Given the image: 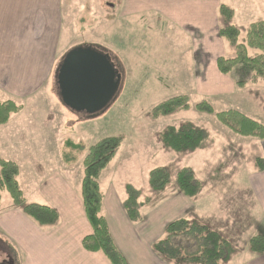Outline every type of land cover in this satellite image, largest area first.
<instances>
[{"label": "rangeland", "instance_id": "1", "mask_svg": "<svg viewBox=\"0 0 264 264\" xmlns=\"http://www.w3.org/2000/svg\"><path fill=\"white\" fill-rule=\"evenodd\" d=\"M88 1L83 0V4ZM127 1L95 0L98 13L101 9L107 17L103 16V24L99 26V19L88 17L86 11L77 22L84 24L76 30L74 27L61 44L69 47L63 51L65 55L85 40L97 41L118 57L121 81L110 105L89 117L66 109L58 92L49 95V90L39 91L25 104L0 95V100L22 107L7 124L0 125V160L18 166L17 182L24 200L37 204L41 203L44 181L52 176H60L80 193L87 149L102 139L119 137L120 147L98 179L102 194L113 191L126 199V187L130 186L138 191V201L146 213L158 212L168 200L162 201L173 195L195 202L196 212L191 210L184 218L218 232L237 256L248 250V241L256 234L244 218L254 203L248 175L256 159H263L260 147L264 140L234 134L214 114L196 111L195 105L205 101L214 113L236 110L264 125V84L236 73L240 66L229 76L218 73L217 78L211 72L203 73L205 68H197L196 61L205 58L204 45L213 49L215 56H234V48L217 36L219 5L233 9L230 23L239 30L238 43H243L248 26L264 22V0H150L151 8L135 15L125 9ZM258 53L248 49L249 56ZM60 59L56 60L54 76ZM242 79L246 84L239 88L235 81ZM176 96L188 97V110L152 117L154 107ZM186 123L206 131L202 147L182 153L164 148L162 132ZM158 167L166 169L169 181L163 190L153 191L148 177ZM183 168H190L201 184L194 200L184 197L176 187L177 173ZM0 202L1 207L12 204L7 192H2ZM228 224L236 227L227 237L224 230ZM0 262L14 264L11 251L2 243Z\"/></svg>", "mask_w": 264, "mask_h": 264}, {"label": "crops", "instance_id": "2", "mask_svg": "<svg viewBox=\"0 0 264 264\" xmlns=\"http://www.w3.org/2000/svg\"><path fill=\"white\" fill-rule=\"evenodd\" d=\"M145 8H151L150 0H128L125 6L131 15ZM86 11L88 17L99 19V26L103 24L102 19L107 18L101 9L98 13L95 0L86 4L83 0H0V95L20 104L36 98L39 91L49 90L48 94L53 95L56 60L62 59L63 51L69 48L62 47V41L73 33L74 27L76 30V26L84 24L77 22ZM80 44L102 47L118 59L97 41L85 40ZM208 47L203 48L206 59L196 61V65L205 68L203 73L211 72L218 78L216 60L222 55L215 56V51ZM260 149L264 159V141ZM248 181L254 203L248 208L250 215L244 218L245 224L251 225L255 235L264 236V171L259 172L255 163ZM102 196L101 215L116 248L128 264H174L155 254L152 245L163 236L168 223L184 218L191 210L196 212L195 202L173 195L162 201L168 200L158 212H142V207L140 221L132 223L123 209L124 198L113 191ZM39 200L41 203L37 204L49 206L58 213L54 226L40 227L20 209L12 204L1 207L0 202V243L11 251L14 264H109L100 253L88 252L82 246L91 228L75 187L60 176H52L44 181ZM235 227L228 224L225 235L234 233ZM245 252L232 256L227 264H264V254L255 255L247 249Z\"/></svg>", "mask_w": 264, "mask_h": 264}, {"label": "trees", "instance_id": "3", "mask_svg": "<svg viewBox=\"0 0 264 264\" xmlns=\"http://www.w3.org/2000/svg\"><path fill=\"white\" fill-rule=\"evenodd\" d=\"M217 16L220 20L218 37L234 48L233 57H219L216 60L218 73L229 76L235 68L240 66L236 73L245 75L247 78L250 76L264 84V22L251 23L246 30L244 42L238 43L239 30L230 23L234 17L233 9L226 5H219ZM93 47L109 58L116 71L120 70L116 57L102 47ZM248 49L257 50L259 53L249 56ZM235 84L242 88L246 84V79L236 80ZM57 92L54 81L53 93ZM188 108V97L176 96L154 107L151 115L157 118L186 111ZM195 109L198 112L214 114L220 124L238 136L264 140V125L236 110L214 113L210 104L205 101L196 104ZM21 110L22 107L13 101H0V125L7 124L10 117ZM206 138V131L194 128L189 123L178 128L168 127L160 136L163 147L175 153L194 152L202 147ZM120 144L121 138L111 137L102 139L87 149L83 159V177L80 187L84 215L91 228V233L82 240V246L88 252L100 253L109 264H128L116 248L106 221L101 215L103 196L98 183L100 174L112 161ZM65 145L72 144L66 142ZM73 147L76 150L79 148L72 145ZM255 165L259 172L264 171V159H256ZM18 174L19 169L15 163L0 160V201L1 194L5 191L9 194L12 205L20 209L38 226H54L59 218L58 213L49 206L26 203L17 182ZM168 181L169 174L163 167L155 168L149 173L148 185L153 191L163 190ZM176 187L184 197L190 199L195 198L201 191V184L190 168H183L177 173ZM126 193L123 209L128 220L137 223L141 219L140 209L143 207L138 201L139 193L130 186L126 187ZM152 250L166 262L174 264H227L233 256V249L218 232L186 218L168 223L164 228L163 236L152 245ZM248 251L255 255L264 254V236L251 237L248 241Z\"/></svg>", "mask_w": 264, "mask_h": 264}, {"label": "water", "instance_id": "4", "mask_svg": "<svg viewBox=\"0 0 264 264\" xmlns=\"http://www.w3.org/2000/svg\"><path fill=\"white\" fill-rule=\"evenodd\" d=\"M54 78L61 104L72 113L89 117L110 105L121 81L109 58L91 45L69 50Z\"/></svg>", "mask_w": 264, "mask_h": 264}]
</instances>
